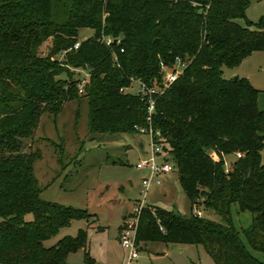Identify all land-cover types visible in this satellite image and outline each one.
Here are the masks:
<instances>
[{
	"label": "trees",
	"instance_id": "obj_1",
	"mask_svg": "<svg viewBox=\"0 0 264 264\" xmlns=\"http://www.w3.org/2000/svg\"><path fill=\"white\" fill-rule=\"evenodd\" d=\"M249 3L0 0V264H66L70 253L86 245L84 230L45 245L74 220H88L91 214L43 200L34 173L42 155L24 152V140L34 137L44 114L57 115L80 97L89 100L91 134L159 133L155 140L173 157L192 209H211L226 223L195 212L183 218L146 207L138 242L202 245L215 264H264L253 254H264L261 91L248 78L226 79L223 73V67L237 68L264 51V30L234 22L245 17ZM85 28L95 34L79 42ZM49 39L52 56L64 54L63 62L39 55ZM177 58L185 68L154 95L153 113L144 96L122 91L132 80L161 85V62L175 70ZM78 69L89 70L82 93L81 82L74 79ZM238 153L241 158L226 171L225 156ZM236 205L238 212L252 214L243 230L249 247L233 225ZM84 264H96L88 252Z\"/></svg>",
	"mask_w": 264,
	"mask_h": 264
},
{
	"label": "rangeland",
	"instance_id": "obj_2",
	"mask_svg": "<svg viewBox=\"0 0 264 264\" xmlns=\"http://www.w3.org/2000/svg\"><path fill=\"white\" fill-rule=\"evenodd\" d=\"M234 22L253 30H264V0H250L245 17ZM94 34L93 29H81L79 42ZM52 49L53 39H49L40 47L39 55L63 62L65 55L52 56ZM175 69L181 71L183 67L175 65ZM73 72L74 79L81 82L80 86L89 81L88 69ZM166 72L168 65L161 67V82ZM223 73L226 79L248 78L261 91L258 105L264 109V51L254 53L237 68L223 67ZM141 88L140 83L134 82L128 93H137ZM153 89L158 93L162 91L157 86ZM88 101L87 97H80L67 102L57 115L44 114L34 137L24 140V152L40 151L42 155L34 165V173L42 189L41 198L91 214L88 220H74L45 245L51 247L65 237H77L79 231L84 230L86 245L70 253L66 264H84L87 252L96 264H127L128 253L120 243L119 234L138 201L143 203L144 209L158 207L183 218H190L195 210L179 184L177 170L161 175L160 185L153 184L144 191L143 181L148 179L149 170L138 169L137 164L152 157L150 134H91ZM262 155L264 157V151ZM165 156L173 162L167 150L161 153L159 160ZM236 159L235 155L225 156L226 171ZM201 211L203 217L226 224L211 209L201 208ZM238 211L237 205L232 207L233 225L248 246L243 230L252 223V214ZM26 219L31 221L33 215H27ZM139 243L140 257L136 264H215L202 245L158 241ZM253 254L264 261V254L254 251Z\"/></svg>",
	"mask_w": 264,
	"mask_h": 264
},
{
	"label": "built area",
	"instance_id": "obj_3",
	"mask_svg": "<svg viewBox=\"0 0 264 264\" xmlns=\"http://www.w3.org/2000/svg\"><path fill=\"white\" fill-rule=\"evenodd\" d=\"M107 44L110 45L112 43V39L107 38L106 39ZM80 46V43H77L74 47L75 50H77ZM175 65L177 66H182L183 69L180 71L178 69L175 70H169L166 72V75L163 78V82H161V85H157V87L161 90L170 87L177 79L178 77L182 74L185 64L182 63L180 59H176ZM164 63L161 62V67L164 68ZM138 82L141 84V90H139L137 93L134 94H139L141 96H144L148 100V105H149V113H153L155 110V100H154V95L158 94L153 87H148L146 86L141 80H132V83ZM86 82L80 86V93H82V88ZM132 85V84H131ZM131 88V87H130ZM130 88H127L125 90L122 89V91L128 93V90ZM131 93V92H129ZM162 93V91H161ZM142 133H146V131H142ZM151 136V146H152V157L150 159H143L140 163L137 164L138 169H148L149 170V177L148 179H145L143 181V186H144V191L146 192L153 184L160 185V176L163 174H167L170 172H173L174 170H177V165L175 161L171 162L169 157H164L163 160H159L161 157V153H164V147L163 144H160L155 140V138H160V134L157 133L156 136L153 134V132L150 130L148 132ZM161 140L159 139V142ZM241 154H237V158H241ZM212 157L214 159H217L219 161L218 157L216 154H213ZM143 191V193H145ZM144 205L142 202L138 201L135 204V207L131 214L127 217L128 220L124 222L122 225V228L120 230V243L128 253L127 255V264H136L138 261L140 255V250L139 246L140 243L137 240L138 237V231H139V225H140V219H141V214L144 209ZM195 214L198 216H202V212L198 209H195ZM161 230L163 231L164 229L161 227Z\"/></svg>",
	"mask_w": 264,
	"mask_h": 264
},
{
	"label": "crops",
	"instance_id": "obj_4",
	"mask_svg": "<svg viewBox=\"0 0 264 264\" xmlns=\"http://www.w3.org/2000/svg\"><path fill=\"white\" fill-rule=\"evenodd\" d=\"M252 56H253V54H252Z\"/></svg>",
	"mask_w": 264,
	"mask_h": 264
}]
</instances>
